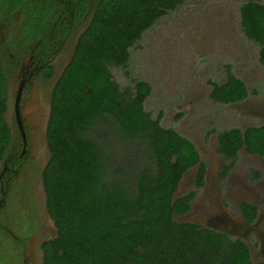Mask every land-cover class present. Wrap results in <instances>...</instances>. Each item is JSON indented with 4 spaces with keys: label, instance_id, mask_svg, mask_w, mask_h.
I'll list each match as a JSON object with an SVG mask.
<instances>
[{
    "label": "trees",
    "instance_id": "16d2710c",
    "mask_svg": "<svg viewBox=\"0 0 264 264\" xmlns=\"http://www.w3.org/2000/svg\"><path fill=\"white\" fill-rule=\"evenodd\" d=\"M180 2L0 0V19L8 14L14 20L18 11L17 29L26 46L37 42L39 48L52 46L59 52L71 48L74 41L50 94L46 126L50 156L41 179L56 235L42 246V264H252L243 240L194 222L174 220V215L190 209L196 195L191 190L173 201L180 180L197 166L196 183L202 185L205 163L189 138L162 126L161 114L153 118L145 110L150 84L133 78L132 87L123 89L109 67H126L130 48ZM239 10L242 30L261 46L264 63V3L245 0ZM4 71L0 61V168L22 146L5 116L8 86ZM212 85L210 97L216 102L232 103L247 96L246 85L230 70L224 83ZM108 121L117 142L136 141L148 154L132 176L114 174L120 168L113 167L102 151L100 137L106 134L99 130ZM217 144L227 159L234 158L239 148L245 149V144L248 151L264 158V125L248 128L244 134L237 127L222 130ZM24 185L19 191L28 200V185ZM17 202L8 196L0 220L11 224L12 216L23 217L29 224L25 230H32L34 221L17 211ZM255 212L245 205L249 220ZM13 228L20 230L17 224ZM12 240L6 227L0 226V258L7 254L11 263L19 264L21 244Z\"/></svg>",
    "mask_w": 264,
    "mask_h": 264
},
{
    "label": "rangeland",
    "instance_id": "374dc122",
    "mask_svg": "<svg viewBox=\"0 0 264 264\" xmlns=\"http://www.w3.org/2000/svg\"><path fill=\"white\" fill-rule=\"evenodd\" d=\"M238 10L239 3L234 0H182L175 9L160 17L130 48L126 67H109L123 89L132 87L133 78L150 84L151 93L144 101L145 110L153 118L161 114L162 126L172 128L189 138L195 144L200 160L206 165L205 186L192 200L189 212L174 215V220L196 222L220 231L226 230L229 232L226 233L228 236L243 239L249 245L253 264H259L264 260V224L257 225L252 231L246 225L245 228L242 227L239 213L230 208L223 199L222 192L216 191L212 183L213 176L220 169L218 162L221 158L216 150L218 132L235 126L244 129L260 121L245 113V104L225 105L211 100L210 81L223 82L225 66L230 63L234 73L247 83L250 95L248 102L264 103L261 46L243 35ZM16 14L17 12L13 16ZM64 61L61 56L57 58L58 68ZM50 88L51 84H42L37 89L38 99L33 105V112L36 114L39 111V114L35 115V120L42 116V111L49 105ZM99 132L106 134L100 137L103 153L113 167L120 168L114 174L132 176L138 164L148 158L144 147L138 142H117L110 121ZM237 160H242L241 154ZM43 163L44 161L41 164ZM236 167L232 180L239 183L244 178L245 165ZM195 173L196 166L184 173L174 193V199L195 189L192 182ZM32 176L37 181L33 186L40 187L39 201L44 211L45 193L40 166L35 165ZM240 191L238 196L245 195V188ZM253 196L254 192L249 190L248 197ZM219 198L223 201L221 206L215 202ZM215 214H227L235 222L214 223ZM26 223L29 225L27 220L21 221L20 234L28 237ZM11 248L16 249L14 246ZM0 260L4 263L12 262L7 254L2 255Z\"/></svg>",
    "mask_w": 264,
    "mask_h": 264
},
{
    "label": "flooded vegetation",
    "instance_id": "af4514ba",
    "mask_svg": "<svg viewBox=\"0 0 264 264\" xmlns=\"http://www.w3.org/2000/svg\"><path fill=\"white\" fill-rule=\"evenodd\" d=\"M234 1H238L240 5V3L245 0ZM256 1L264 3L263 0ZM238 11L240 19L239 22L241 25L240 10ZM15 16L16 17L14 20H10V16L8 14L0 19V61L5 70L4 72L8 86V107L5 116L6 119L9 117L7 121L10 124L12 131L19 135L22 146L19 152L17 151L12 156L10 155L6 157L0 168V172L2 174L0 178V198H3V202L0 206V213L2 210L4 211V207L7 205L8 196L13 197L14 199L18 200L16 203L17 211L21 212L26 219H31L34 221L35 228L32 230H27V232H29L28 237L20 234V230L16 232V230L13 228V225L16 227L17 224V227L20 228L21 221H25L23 217L19 218L17 216H12L11 224L6 222L5 219L3 221L0 220V226L6 227L8 234L13 237V244H21V260L19 264H42V246L45 242L55 237V225L52 218L48 214L46 205L44 206V211L40 207L41 203L39 199L41 197L38 193L40 191V187L36 186V189L33 186V183H37V181L36 178L34 179V176L31 177V175L32 172L35 171V165L40 166L42 172L50 156V154L48 155L49 149L46 142V126L50 114V101L47 109L42 111V116L38 117L36 120L35 115H38L39 111L35 109L37 112L34 114L33 105L38 99L37 89L41 87L42 84H51V94L53 86L56 84L63 69L67 65L68 58L71 55L70 53L73 51L74 41L72 43L70 42L71 48L68 46V49H64L59 52H57L56 48L52 46L50 48H39L37 42H35V44H29L26 46L24 40L19 37L20 32H18L19 29H17L19 23L18 20L20 18L18 11ZM81 26L82 27L78 28L77 30V36L83 30L84 25L82 24ZM221 32L223 33L224 31L222 30ZM243 35L245 36L244 31ZM59 56L63 57L65 60L64 63L61 64L60 68H58L57 65V58ZM228 66L230 69H228ZM49 70H51L50 75L46 77V72ZM229 70L234 73L232 65L227 63L225 66V80L223 82L218 83L216 81H210L211 90L209 97L213 89L212 82H216L218 84L224 83ZM236 76L239 77L238 75ZM240 79L244 82L247 89V96L244 99L232 103H220L214 101L211 97L210 98L215 103L219 104L236 106H239V104H245V113L251 114L253 118L259 119L260 123L250 124L244 129L235 126L241 129L242 134H244L248 128L264 125V103L248 102L250 100V95L248 92L247 83L242 78ZM19 88V116L21 118L26 137L24 150L23 139L16 124L14 111V100L18 94ZM32 114L34 115L32 116ZM16 147H18V144ZM246 148L247 145L245 144V149L243 147L239 148L237 155L234 158L227 159L223 154L218 152L217 144V154L220 156L222 162L219 159L218 163L220 169L213 176L212 183L214 184L216 191L222 192V197L225 202L229 204L230 208L233 211L239 213L241 226L245 228L246 225L249 231H252L257 228V225L264 224V158L258 153L248 151ZM8 153L10 154L11 152ZM239 154L242 156L241 161L237 160ZM42 161H44L43 164H41ZM229 162L233 163L229 164ZM240 164L245 165L244 178L239 181V183H236L232 180V174L236 172V166H239ZM206 172L205 165L204 179L202 185L200 186H198L196 183V173L192 176V182L194 183L195 189L191 190L196 191L194 198L197 196V193H200V190L205 186L207 176ZM24 183L28 185L27 192L30 195L28 200H23L22 197L25 193H21L19 191L21 184L25 186ZM241 188H245V195L238 196L237 194L241 192ZM249 190L254 192V196L252 198L248 197ZM192 200L190 201V205ZM215 202L221 206V202L223 201L219 198L218 200L216 199ZM245 205H250L256 210L255 216L252 220H249L245 216ZM189 210L186 213H188ZM215 211H218V209H215ZM41 215H43V217H41ZM213 219L214 223L217 224H232L235 222V220L233 218L230 219L229 215L227 214H215ZM246 245L250 251V258L253 264L250 247L247 243ZM261 262H264V260ZM6 264L13 263L10 262Z\"/></svg>",
    "mask_w": 264,
    "mask_h": 264
},
{
    "label": "water",
    "instance_id": "95a60500",
    "mask_svg": "<svg viewBox=\"0 0 264 264\" xmlns=\"http://www.w3.org/2000/svg\"><path fill=\"white\" fill-rule=\"evenodd\" d=\"M19 91H20V88L18 89V94H17V96L15 97V100H14V111H15L16 124H17L18 130H19V133H20V135H21V137L23 139V150H24L25 144H26V137H25V132H24V129H23L22 121H21V118L19 116ZM1 175L2 174L0 172V178H1ZM174 200L175 199L173 198V201ZM2 202H3V198H0V206H1V203ZM194 223H196V222H194ZM199 225H202V224H199ZM202 226L207 227V228H210V229H213L215 231H220V229L213 228L211 226H206V225H202ZM221 232H223L225 234L226 233H229L226 230H222ZM55 235H56V228H55Z\"/></svg>",
    "mask_w": 264,
    "mask_h": 264
}]
</instances>
